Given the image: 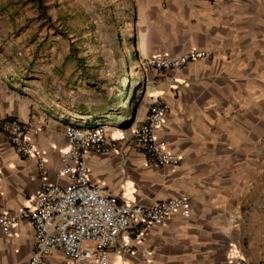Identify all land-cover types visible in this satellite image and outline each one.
I'll return each instance as SVG.
<instances>
[{
    "label": "crops",
    "instance_id": "crops-1",
    "mask_svg": "<svg viewBox=\"0 0 264 264\" xmlns=\"http://www.w3.org/2000/svg\"><path fill=\"white\" fill-rule=\"evenodd\" d=\"M116 1L118 25L99 29L98 43L85 31L89 43L82 40L83 62L76 63L82 67L74 63L70 72L61 68L64 61L33 63L30 53L10 45L11 60L0 63V125H39L30 140L45 157L48 183L65 182L56 177L59 151L67 149L65 127L102 125L120 150L85 155L93 183L143 205L189 199L188 219L173 217L142 240L135 230L124 238L140 242L147 258L117 250L110 264H226L232 254L264 264V0ZM189 51L208 57L165 73L139 68L150 57ZM97 63L108 79L123 72L134 81L135 99L129 103L127 89L118 104H129L128 117L114 113L115 103L103 104L87 78ZM156 99L169 111L155 137L180 157L175 167L148 165L131 139ZM40 185L35 159L17 155L0 132V210L21 212ZM32 242L27 221L9 235L0 232V264H26ZM50 262L63 264L62 255Z\"/></svg>",
    "mask_w": 264,
    "mask_h": 264
},
{
    "label": "built area",
    "instance_id": "built-area-1",
    "mask_svg": "<svg viewBox=\"0 0 264 264\" xmlns=\"http://www.w3.org/2000/svg\"><path fill=\"white\" fill-rule=\"evenodd\" d=\"M220 0H212L218 3ZM208 57L204 52L189 51L170 57L156 55L140 63L141 69L157 72L179 70L188 62ZM169 111L162 100H154L147 108L144 122L134 127L131 139L146 163L152 167L178 166V155L157 142L156 131ZM39 125L9 122L0 125V132L7 136L14 152L20 157H32L41 172V185L33 203L19 213L0 210V232L11 234L21 221L30 223L33 230L31 252L26 264H51L50 258L59 253L63 264H110L111 253L121 250L124 254L147 258L146 248L124 243L132 230L136 239L142 240L151 228L163 227L173 217L188 219L190 201L186 197L160 200L150 205L121 200L106 193L93 183L85 155L116 153L118 141L112 139L102 125L92 129L71 124L65 127L67 149L59 151L61 168L56 174L65 182L46 181V160L31 142V135L39 133ZM226 264H247L239 255L232 254Z\"/></svg>",
    "mask_w": 264,
    "mask_h": 264
},
{
    "label": "rangeland",
    "instance_id": "rangeland-1",
    "mask_svg": "<svg viewBox=\"0 0 264 264\" xmlns=\"http://www.w3.org/2000/svg\"><path fill=\"white\" fill-rule=\"evenodd\" d=\"M116 2V0H0V63L11 60L12 57L7 52H10L12 45V48L17 47L18 52L22 54L30 53L33 63L39 59L47 63L60 60L64 61L63 67L61 66L63 69L74 63L77 67H82V64L79 66L76 63L83 62L78 57L79 51L86 43L84 41L88 40V35L84 36V32L91 29L93 32L91 41L98 43L99 29L105 26L115 29L118 25L115 16ZM87 42L89 43V40ZM104 66L103 71H99L97 63V69L90 75H86L85 72L83 74L90 83L94 82L92 86L96 87L94 90L103 99V104L115 103L114 113L119 116L118 113L122 112L128 117L126 111L130 110L129 104L121 109L118 108V104L127 89L130 103L135 96L136 85L132 79L126 81L127 75L123 72L113 73V78L108 79ZM68 70L73 69L70 67ZM125 126L129 132L131 124Z\"/></svg>",
    "mask_w": 264,
    "mask_h": 264
}]
</instances>
